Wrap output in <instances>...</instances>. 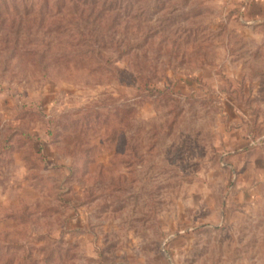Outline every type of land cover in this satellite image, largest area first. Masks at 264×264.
<instances>
[{"label": "rangeland", "instance_id": "1", "mask_svg": "<svg viewBox=\"0 0 264 264\" xmlns=\"http://www.w3.org/2000/svg\"><path fill=\"white\" fill-rule=\"evenodd\" d=\"M0 264H264V0H0Z\"/></svg>", "mask_w": 264, "mask_h": 264}, {"label": "trees", "instance_id": "2", "mask_svg": "<svg viewBox=\"0 0 264 264\" xmlns=\"http://www.w3.org/2000/svg\"><path fill=\"white\" fill-rule=\"evenodd\" d=\"M39 1H47V0H39ZM74 0H69V2L73 3ZM78 1V0H77ZM79 1H96V0H79ZM58 11L55 12V14H57V17H53L55 19H57L56 21H50L52 25H56V30L58 31H61V32H66L67 30H72V27H71V24H68V23H63L62 21L65 20L66 18L68 19H75V16H77V9H76V5L74 4H70V5H65L63 3V5H61V7L57 8ZM61 12L64 13L65 16H62V17H58ZM16 12H14V15H17L15 14ZM82 13V11H81ZM6 14L9 15V12L6 11ZM80 18V17H79ZM61 22L63 23V25H61ZM66 22V21H65ZM71 28V29H70ZM72 42L71 43H66L68 46H75L77 45V40L75 41V38L73 37L72 39ZM92 55V56H91ZM41 57V55H40ZM92 57V58H91ZM96 57H98V55L96 54ZM93 54H89V56L86 58V61L84 59H75L73 64L75 65H80V67H87V63H91L92 60H93ZM69 61H72V59H68L66 62H69ZM87 62V63H86Z\"/></svg>", "mask_w": 264, "mask_h": 264}]
</instances>
